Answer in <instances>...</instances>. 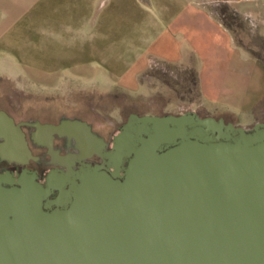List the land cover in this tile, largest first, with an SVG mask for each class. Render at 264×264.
<instances>
[{"label":"water","instance_id":"95a60500","mask_svg":"<svg viewBox=\"0 0 264 264\" xmlns=\"http://www.w3.org/2000/svg\"><path fill=\"white\" fill-rule=\"evenodd\" d=\"M61 126L104 145L80 120L46 129ZM0 139L5 156L28 155L3 110ZM105 155L112 170L63 176L53 199L0 182V264H264V122L131 113Z\"/></svg>","mask_w":264,"mask_h":264},{"label":"crops","instance_id":"0c3cea01","mask_svg":"<svg viewBox=\"0 0 264 264\" xmlns=\"http://www.w3.org/2000/svg\"><path fill=\"white\" fill-rule=\"evenodd\" d=\"M241 25L264 36V0H0V78L140 93L161 62L194 75L207 112L239 116L264 90L254 70H240L264 79L261 60L234 40Z\"/></svg>","mask_w":264,"mask_h":264},{"label":"rangeland","instance_id":"374dc122","mask_svg":"<svg viewBox=\"0 0 264 264\" xmlns=\"http://www.w3.org/2000/svg\"><path fill=\"white\" fill-rule=\"evenodd\" d=\"M238 28L241 32L233 36L234 40L247 49L249 54L258 57L264 68V36L249 35L247 28L242 25ZM239 66L241 72L254 70L257 76L254 80L263 83L264 79L258 71L260 69L243 64ZM142 80L143 91L130 93L116 85L63 84L50 89L38 84L16 83L0 78V96L9 102L7 104L15 119L37 117L45 120L41 113L78 117L91 124L105 138L115 132L116 126L128 113L161 115L192 110L199 116L222 117L224 121L245 128L255 122H264V90L253 107L238 116L229 112L221 114L213 110V107L207 112L197 97L191 73L185 76L177 68L157 62L143 74ZM253 85L250 81L249 86ZM99 123H106V126H100Z\"/></svg>","mask_w":264,"mask_h":264},{"label":"flooded vegetation","instance_id":"af4514ba","mask_svg":"<svg viewBox=\"0 0 264 264\" xmlns=\"http://www.w3.org/2000/svg\"><path fill=\"white\" fill-rule=\"evenodd\" d=\"M7 103L9 102L0 96V110L11 117L23 132L28 155L16 159L5 156L1 149L2 140L0 139V182L3 186L19 187V181H28L39 185L42 189H49L48 198L53 199L59 193L58 187L61 185L60 179L63 176H76L94 165H104L106 167L104 170L107 172L112 170L107 164L108 158L105 153L111 149L113 135L117 133L131 113H128L125 119L116 126L115 132L109 133L105 138L99 135L91 124L78 117L58 115V113L55 115L41 113L45 120L37 117L15 119ZM65 120L83 121L88 126L89 132L101 138L104 142L103 147L92 148L85 145L79 130L76 129L72 130L63 126L56 131L46 129L47 125L60 126ZM99 125L105 127L106 123H99ZM49 183L52 186L47 188Z\"/></svg>","mask_w":264,"mask_h":264},{"label":"trees","instance_id":"16d2710c","mask_svg":"<svg viewBox=\"0 0 264 264\" xmlns=\"http://www.w3.org/2000/svg\"><path fill=\"white\" fill-rule=\"evenodd\" d=\"M192 76H193V82L195 83V77H194V75L192 74Z\"/></svg>","mask_w":264,"mask_h":264}]
</instances>
